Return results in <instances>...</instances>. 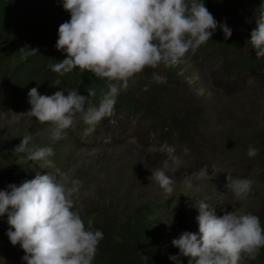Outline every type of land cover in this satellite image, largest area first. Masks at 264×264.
<instances>
[{
  "label": "rangeland",
  "instance_id": "374dc122",
  "mask_svg": "<svg viewBox=\"0 0 264 264\" xmlns=\"http://www.w3.org/2000/svg\"><path fill=\"white\" fill-rule=\"evenodd\" d=\"M262 2L264 0H244L248 22L241 21L239 28H245L249 23V29L253 25ZM240 33L246 36L243 30ZM23 37L11 36L8 32L0 35V62L7 67L10 58L15 57L19 62L14 70L18 79L39 77L41 69L43 73L41 79L18 83L9 81V69L0 71V190H3L1 181L11 177L36 170L46 174L39 171L40 162H33L34 166L29 167L22 158H14L15 154L21 153L13 149L25 135L32 137L30 147L53 141L50 139L52 126L41 124L26 114L31 107L29 90L36 87L40 94L51 95L65 88H75L68 81L57 80L47 66L37 63L29 67L22 62L23 56L33 54L20 48ZM249 47L246 41L243 45L245 55L255 53ZM236 61L234 51L202 48L171 66L172 72L163 65L158 69L146 68L120 93L135 103L144 102L146 97V103L152 106L148 110L160 121L145 118L140 112L129 113L114 107L113 115L103 119L87 136L84 135L87 126L77 117L64 134L65 140L56 144L55 166L81 181L80 191L74 197L77 210L86 222L92 221L94 229L103 232L100 254L107 252L105 257L96 258L98 246L96 264H123L125 260L131 264H177L169 259L170 255L179 253L171 241L185 231L198 232L195 205L201 200L214 204L218 216L229 212L230 207L255 214L263 223L264 156L249 157L238 172L233 173L220 139L221 130L236 136L246 132L248 137L253 127L264 126V67L254 66V73L237 78L231 74ZM153 72L165 76L166 83L153 82ZM190 132L192 148L177 140L179 135ZM124 141H133L137 149L151 153L152 158L142 174L137 168L132 171L122 169L124 164L119 161L136 162L138 157L136 152L131 156L125 153L121 148ZM247 143V139H242L241 144ZM106 160L115 161L105 169ZM165 160L173 168L177 167V162L179 164L177 171L165 173L174 181L171 194H166L151 178L152 171L161 168ZM144 162L147 164L148 161ZM200 167L205 168L209 178L195 182L201 188L186 190L183 174L198 172ZM227 173L233 178L240 176L252 181L246 200H237L226 189ZM202 185L206 188L202 189ZM217 206L224 211L218 212ZM4 228H9L7 221ZM14 251L4 240L0 223V257L7 264H22L20 255ZM178 259L179 264H188L190 258L179 256ZM241 264H264V248L255 259L245 258Z\"/></svg>",
  "mask_w": 264,
  "mask_h": 264
},
{
  "label": "clouds",
  "instance_id": "9594fccd",
  "mask_svg": "<svg viewBox=\"0 0 264 264\" xmlns=\"http://www.w3.org/2000/svg\"><path fill=\"white\" fill-rule=\"evenodd\" d=\"M70 18L59 25L55 49L66 58L50 64L60 76L78 69L104 80L107 90L93 104L97 93L87 89V96L70 89L42 95L36 87L27 93L30 111L26 114L39 123L52 126L51 137L62 139L77 117L90 135L96 126L114 113L116 98L126 90L129 81L146 68L171 67L182 61L208 40L219 26L225 40L232 35L226 23H220L205 7L203 0H60ZM255 28L247 41L257 59L264 58V2L257 9ZM36 53L35 49H32ZM152 81L166 83V77L153 72ZM146 90V89H145ZM31 135H25L13 149L26 154L31 162H42L33 179L18 186L9 184L0 190V216H7L6 235L10 243L19 244L25 264H93L103 232L87 224L76 209L81 181L57 168L49 159L52 147H30ZM258 150L248 148L254 157ZM179 168L169 166L152 171L151 178L166 193L173 192V179L165 173ZM225 187L235 198L244 201L252 181L233 178L227 173ZM182 183L191 190L194 183L209 176L205 168L183 174ZM198 232L185 231L171 241L179 250L169 259L179 264V256L189 257L188 264H241L255 259L264 248V227L260 218L242 211L216 215V207L204 200L197 201ZM221 211H224L221 209Z\"/></svg>",
  "mask_w": 264,
  "mask_h": 264
},
{
  "label": "trees",
  "instance_id": "16d2710c",
  "mask_svg": "<svg viewBox=\"0 0 264 264\" xmlns=\"http://www.w3.org/2000/svg\"><path fill=\"white\" fill-rule=\"evenodd\" d=\"M203 2L207 9L212 6L218 15L229 19L233 15V6L226 5L218 0H203ZM237 2L238 0H233L234 6L238 9L237 15H239V19H242L245 13L244 6L238 8ZM69 18L70 15L63 9L60 0H0V30L3 33L8 32L11 36H27L32 45H37L39 48L38 54L33 58V61L38 64L42 61L54 64L66 58V54L55 49V43L58 38L57 30L59 25L66 22ZM238 41L239 37L236 34L235 39L225 42L222 45L210 43L206 47L226 46L227 49L234 51L237 50L236 46ZM252 61H243L242 63L251 66ZM76 70H73L71 73H66L64 76L76 80ZM99 90L100 92L104 91V87L100 86ZM78 94H81V92ZM118 104L123 108L131 107L124 102L122 97L118 98ZM99 245V256L97 255L96 258H100L101 256L105 257L107 251L100 254L103 246L101 244ZM123 264L131 263L125 260Z\"/></svg>",
  "mask_w": 264,
  "mask_h": 264
},
{
  "label": "bare ground",
  "instance_id": "6f19581e",
  "mask_svg": "<svg viewBox=\"0 0 264 264\" xmlns=\"http://www.w3.org/2000/svg\"><path fill=\"white\" fill-rule=\"evenodd\" d=\"M64 82V81H63ZM244 82V81H243ZM53 83V82H52ZM51 83V84H52ZM57 83V82H56ZM60 83V82H59ZM50 84V85H51ZM55 85V84H54ZM51 87V86H50ZM60 88V87H59ZM53 90V89H52ZM50 93V92H49ZM53 94V93H52ZM51 94V95H52ZM9 106H11V105H9ZM244 122H246V120H244ZM243 122V123H244ZM245 126V125H244ZM246 128V127H245ZM144 136V135H143ZM137 147V146H136ZM123 148L127 151V152H130V150L133 148L132 147V145L131 144H129V143H125L124 145H123ZM120 151H122V149L120 150ZM122 153H123V151H122ZM137 154V153H136ZM188 156V155H187ZM121 158H123V157H121ZM128 162V161H127ZM190 162V161H189ZM169 163V162H168ZM161 165H163V164H161ZM191 168H192V166H191ZM200 168H202V167H200ZM150 169V168H149ZM186 169V168H185ZM199 169V168H198ZM189 170H191V169H189ZM193 170V169H192ZM183 171V170H182ZM189 172V171H188ZM195 172V171H194ZM191 173V172H190ZM183 174V173H182ZM172 176V175H171ZM174 177V176H173ZM177 179V178H176ZM194 187L195 188H201V185H199L198 183H194ZM203 188H206V185H202V189ZM194 188H192L191 190H193ZM195 199H197L196 197H194ZM197 201V200H196ZM262 208V207H261ZM100 244V243H99ZM11 251V250H10ZM15 252V251H14ZM99 254V253H98ZM3 255V254H2ZM99 256V255H98ZM102 257V256H101ZM6 261V260H5ZM7 262V261H6ZM10 262H11V260H10Z\"/></svg>",
  "mask_w": 264,
  "mask_h": 264
}]
</instances>
